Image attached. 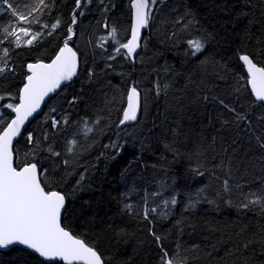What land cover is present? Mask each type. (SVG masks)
Masks as SVG:
<instances>
[{
  "label": "snow or ice",
  "instance_id": "obj_1",
  "mask_svg": "<svg viewBox=\"0 0 264 264\" xmlns=\"http://www.w3.org/2000/svg\"><path fill=\"white\" fill-rule=\"evenodd\" d=\"M100 3L103 4V0ZM165 3L166 0H130L131 24L129 29L124 30L130 35L126 40L119 35L120 29L110 25L107 18L103 20L102 26L107 30L106 33L99 35L94 43H89L100 50L105 76L109 70L121 79L130 75L116 72L111 62L118 63V58H123L129 64H136L139 50L146 47L142 30L151 26L156 19L157 10ZM0 4L6 6L4 11L13 21L8 26L0 25V32L12 38L10 42L15 48L35 47L41 42L45 33L33 31V24L50 28L47 36H54L65 24L61 17H57L50 25L41 24L37 16L38 13L51 15L56 7V0H35L34 4L27 7L26 12L20 10L17 0H0ZM91 4L92 0H74V7L64 27L62 43L56 47L50 61L37 59L26 63V71L23 72L18 90L0 92V101H13L0 104V108L5 110L0 112V250L20 249L25 254L42 258L38 260V264H112L111 258L89 240L86 232H77L71 226L76 210L70 207V195L83 188L84 173H80L71 194L60 190L59 182L50 177L55 176V169L61 164L65 169H74L79 157L88 154L98 145L112 151H101L97 159L118 155L127 144L123 137L131 135L127 129H135L139 125L140 116L147 108L149 94H152L153 100H159L162 95L167 97L172 87L167 81L161 84L159 78L154 79L152 86L147 89L141 88L140 81L130 80L126 88L116 89L118 100L116 95L111 100L106 99L104 107L98 110L91 124L88 118H82L78 122L82 128L77 135L83 133L87 143L81 145L75 138L67 141L65 156L69 158L58 162L53 160L52 158L61 157V153L48 142V134L45 133L41 141L32 132L27 134L26 139L30 147L20 157L14 142H18L22 136L26 122L41 110L46 98L57 94L62 85L73 81L79 74L82 54L73 44L78 36L80 17L86 14ZM212 10L220 15L223 21L220 27L225 35H228L230 27L243 46L236 47L234 55L247 73L246 79H239L250 87V95L254 99L247 107H237L215 95L205 79L214 74L216 79L223 80L225 76L220 73L228 72L229 69L227 63L209 60L207 56L197 65L204 78L199 82L189 78L186 82L185 90L193 89L188 105H199L201 102L206 105L211 101L224 110L218 116L219 135L205 138L200 145L202 151H198L197 155L216 152L220 159L214 168H219L226 178L219 182L218 189L214 191L209 190L210 185L196 187L182 202L176 195L165 198L163 189L151 192L146 190L140 195L138 203L129 202V196L136 191L135 186L121 193L122 207L119 215L130 216L144 224L147 229L145 239L150 238V242L158 249L156 264H190L189 256L181 255V252L196 253L191 260L203 261L204 264H264V66H258L254 59L264 56V0H234L231 5L228 0H220L212 6ZM107 11L109 8L105 6L103 12ZM173 23L178 31L172 32L168 39L189 34V38L184 41L189 50L186 56L196 57L204 53L219 35L215 31V25L213 31L201 28L196 13L190 6H186L183 14ZM193 29L199 34H193ZM21 34L27 38L23 42ZM250 43L254 52L245 50ZM3 55L7 59L0 66V78L8 80L10 76L15 77L16 69L9 63L11 56L8 48L3 49ZM161 71L166 73L167 66ZM86 73L88 81L92 82L95 71L88 68ZM109 84L111 85L110 81ZM235 90L240 91V88ZM77 102L76 96L67 101L70 106H75ZM115 103L123 106L113 108ZM257 109L260 110V115H256ZM113 111L120 114L115 120L112 119ZM57 113L58 109L52 107L48 119L51 127L58 130L62 125H68L69 120L68 113L59 116ZM109 132L116 139L108 136ZM103 137H108L109 143L100 145ZM176 139L174 136L164 147L168 151L178 152ZM77 146L79 152L76 151ZM237 173H240V178L233 181ZM70 175L72 173L65 171V182ZM194 175L202 178L204 172L197 169ZM248 175L253 176L251 181L245 179ZM215 179L219 181V177ZM199 183L203 184V180ZM252 184L258 186L253 188ZM203 204L212 207L214 212H233L235 220L230 219L223 225L218 224L215 219L209 221L206 217L200 220L197 209ZM177 207L179 211H173ZM157 221L170 222V227L158 232ZM198 230L207 233L203 243L185 245L182 238L195 234ZM105 231L109 233L110 242L115 245L126 244L131 236L126 228L112 223L107 225ZM172 235L175 240L169 250L165 242ZM144 242L145 240H138L137 245Z\"/></svg>",
  "mask_w": 264,
  "mask_h": 264
},
{
  "label": "trees",
  "instance_id": "obj_2",
  "mask_svg": "<svg viewBox=\"0 0 264 264\" xmlns=\"http://www.w3.org/2000/svg\"><path fill=\"white\" fill-rule=\"evenodd\" d=\"M219 2L220 0H166V3L157 10L156 19L144 32L146 47L142 49L136 64H129L123 58H118V63L111 62L116 72L130 74L121 79L120 76L112 74L110 70L107 76L103 74L104 60L99 55L100 50L93 48L89 41L94 43L99 35L106 33L107 30L102 26L105 18L108 19L110 25H115L120 29L119 35L126 40L130 35L124 31L129 29L131 24L130 0H103V4L100 0H92L86 14L80 17L77 27L78 36L73 44L82 54L80 74L49 101L44 112L28 127L23 139L16 145L20 157H23L30 147L26 143L27 134L32 132L34 136L43 141L44 134L47 133L48 142H51L55 150L61 153V157L52 159L58 162L60 159L69 158L65 156L67 141L75 138L81 145L87 143L83 133L77 135L82 128L78 122L82 118H88L91 124L98 110L104 107L106 99L111 100L113 95L117 96V100L119 99L116 89L126 88L130 80L140 81L143 89L150 88L156 78H159L161 84L165 81L171 84L172 87L167 97L162 95L159 100H153L152 94H149L147 108L140 116L139 125L135 129L132 127L127 129L131 133L130 136L123 137L121 133L123 139L127 140L122 152L118 155L97 159L101 151H112L102 149L98 145L88 154L79 157L74 169L72 167L65 169L61 164L55 169V176L50 177L51 180L59 182L60 190L71 194L76 181L80 178V173H84L83 188L74 195H70L72 201L70 207L76 210L71 226L77 232H86L89 240L95 243L102 253L111 258L112 264H156L158 255L155 244L150 242V238L145 239L147 229L144 224L130 216L119 215V209L122 207V192L135 186L136 191L129 196V202L138 203L140 195L146 190L151 192L163 189L165 198L176 195L177 199L182 202L196 187L210 185L209 190L214 191L218 189L219 182L226 178L219 168H214L220 159L216 152L197 155L198 151H202L200 145L205 138L210 139L212 136L219 135L218 116L224 110L211 101L206 105L203 102L199 105H188L193 89L185 90V84L189 78H192L194 82H199L204 78L197 65L203 57L207 56L209 60L214 59L227 63L229 69L228 72L220 73L225 76L223 80L216 79L214 74L205 79V83L215 95L237 107H247L254 99L250 95V88L245 85L244 80L239 79L240 77L246 79L247 73L234 55V49L243 46L230 27L228 35H225V31L220 27L223 23L220 15L212 10V6ZM233 2L234 0H228L229 5ZM17 3L20 10L26 12L27 7L34 4L35 0H17ZM112 5L116 7L113 8ZM105 6L109 8L106 13L103 12ZM186 6H190L196 13V19L201 28L213 31V25H215V31L219 33L216 39L207 46L205 52L196 57L186 56L189 50L184 41L189 38V34L184 33L176 39H168L172 32L178 31L173 21L183 14ZM5 7L0 4V25L2 26L13 23L4 11ZM73 7L74 0H56V7L51 15L37 14L41 24L50 25L57 17H61L65 24L54 36L46 35L50 28L45 29L33 24L31 26L33 31L45 33L41 42L35 47L15 48L10 42L12 38L0 32V66H3V61L7 59L3 55V49L8 48L11 56L9 63L16 69L15 77L10 76L8 80L0 78V92L8 89L13 92L18 90L23 72L26 71V63L35 62L37 59L50 61L54 50L62 43L64 27ZM192 33L199 34L196 29H193ZM26 39L21 34L22 42ZM108 47L111 50V46ZM245 50L254 52L251 43ZM254 59L259 66H264V56L254 57ZM165 65L168 69L166 73L161 71ZM88 68H92L96 73L92 82L87 79L86 69ZM237 87L240 91L235 90ZM73 96L78 97V102L75 106H70L67 101ZM7 102L13 101H0V104ZM122 106L119 103L112 105L113 108ZM52 107L58 109V116L68 113V125H62L58 130L51 127L48 114ZM3 111L5 110L0 108V112ZM260 114V110L257 109L256 115ZM119 115L118 112L113 111L112 119H117ZM108 136L116 139L112 132H109ZM174 136L177 137L175 143L178 152L168 151L164 147L173 140ZM104 143H109L108 137L100 139V145ZM79 150L77 146L76 151L79 152ZM254 153H256L255 149ZM197 169L204 172L202 178L194 175ZM65 171L72 173L67 177L66 182L63 179ZM216 177H219V181L215 179ZM239 178L240 173H237L233 181ZM201 179L203 184L199 183ZM245 179L251 181L253 176L248 175ZM251 186L255 188L258 185L252 184ZM173 211L178 212L179 207L174 208ZM197 217L200 220L205 217L209 221L215 219L218 224L223 225L230 219L235 220V213L228 210L214 212L212 207L203 204L197 209ZM109 223L124 227L131 234L126 244L115 245L110 242L109 233L105 231ZM169 227L170 222L157 221L156 231L160 232ZM205 235L207 233L198 230L195 234L185 235L182 239L185 245L203 243ZM138 240H145V242L138 246ZM174 240L175 236L172 235L169 241L165 242L169 250ZM181 255L189 256L190 264H204L203 261L191 260L196 253L181 252ZM39 259L25 254L20 249L0 251V264H38Z\"/></svg>",
  "mask_w": 264,
  "mask_h": 264
},
{
  "label": "water",
  "instance_id": "obj_3",
  "mask_svg": "<svg viewBox=\"0 0 264 264\" xmlns=\"http://www.w3.org/2000/svg\"><path fill=\"white\" fill-rule=\"evenodd\" d=\"M143 31V38H144V31L145 30H142ZM140 51V54H141V52H142V50H139ZM259 66V65H258ZM80 70H81V68H80ZM80 70H79V74H80ZM78 74V75H79ZM78 77V76H77ZM76 77V78H77ZM75 79V78H74ZM73 79V80H74ZM72 83V81L71 82H67V84L66 85H62V88H61V90H58V93L57 94H52V96L50 97V98H46V102H45V104L44 105H42V107H41V110L38 112V113H36V114H34V117H32V118H30L29 119V121L28 122H26V125H25V129L24 130H22V136L18 139V142L21 140V139H23V137H24V135H25V133L27 132V130H28V127L40 116V114H42L43 112H44V109H45V107H46V105L49 103V101H51L54 97H56L66 86H68V85H70ZM250 88V87H249ZM18 142H14V144H15V147H16V145H17V143ZM10 250H12V249H3V250H0V251H2V252H8V251H10ZM40 259H42V258H40ZM47 263V262H46Z\"/></svg>",
  "mask_w": 264,
  "mask_h": 264
}]
</instances>
